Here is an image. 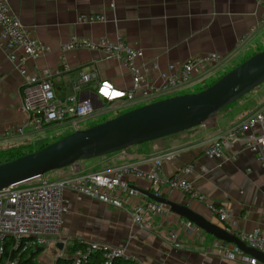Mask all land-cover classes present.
Segmentation results:
<instances>
[{
    "label": "crops",
    "instance_id": "1",
    "mask_svg": "<svg viewBox=\"0 0 264 264\" xmlns=\"http://www.w3.org/2000/svg\"><path fill=\"white\" fill-rule=\"evenodd\" d=\"M112 1L115 2L114 8L110 7ZM9 2L22 23L33 29L38 39L49 45L50 50L38 59L28 62V75L24 77L17 65L7 56L0 26V148L45 136L31 132L25 137L5 136L7 130L14 129L28 120L29 113L24 110L28 101L35 104L41 101L39 82L30 84L28 79L41 78L44 70L50 69L54 74L58 100L70 97L74 93V85L79 82L80 99H91L98 110L106 107L112 100L120 98L122 92L131 86L132 77L127 66L104 51L76 49L66 53L64 61L60 45L72 37H88L95 40L101 37H110L113 40L125 37L134 47L143 49L142 62L149 69L150 77L156 81L160 71L169 63L183 62L194 55L207 52H217L229 57L231 62L223 68L225 69L232 62L240 60L254 44L264 41V25L260 24L263 7L257 0ZM93 12H104L107 19L79 20L82 13ZM253 26L258 29L254 39L244 48H238V37ZM154 65H158V68ZM58 71L60 73H57ZM83 73H95L97 79L80 82ZM199 76V73H195L194 84L200 81ZM263 108L264 84L220 111L207 125L172 137L135 145L124 152L85 163L81 161L82 171L109 170L122 164H134L141 169H150L157 156L172 153L173 159L164 162V171L174 176L184 167L192 165L193 169L188 177L194 181L204 199H192L178 190L168 188L164 189V197L188 204L195 211L220 225L228 226L236 233L254 230L264 233V154L260 156L247 150L243 151L240 145L225 150L228 156L225 161L209 158L204 153V147L208 143L225 133L233 124L244 121ZM97 119L99 117L87 121ZM66 129L69 128H59L55 133L46 135H59V132ZM69 171V167L62 169L59 176L67 175ZM131 185L149 189L148 181L138 178L131 179ZM66 194L72 201V212L66 217L62 227L63 233L80 231L84 236L93 235L103 240L108 238L113 240L111 243L126 246L130 255L135 256L142 264H187L188 260H184V255L189 253L196 259H204L201 264L214 257L218 258L207 253L206 247L213 238L210 239L203 230L194 236L181 233L176 241H172L168 234L169 226L157 217H145L144 224L140 227L134 223L132 215L126 210L113 208L95 199L78 195L72 190ZM210 204L225 207L230 213L229 221L222 222L218 213L210 208ZM86 223L93 224L91 230ZM200 250L202 252H198ZM65 255L64 252L60 256ZM225 262L243 263L228 260Z\"/></svg>",
    "mask_w": 264,
    "mask_h": 264
},
{
    "label": "built area",
    "instance_id": "2",
    "mask_svg": "<svg viewBox=\"0 0 264 264\" xmlns=\"http://www.w3.org/2000/svg\"><path fill=\"white\" fill-rule=\"evenodd\" d=\"M263 7L260 24L264 25V0H257ZM115 7V2L110 3ZM104 12L82 13L80 21L101 20ZM0 26L5 39V51L9 60L17 65L20 74L28 75L27 64L38 59L50 50L49 45L41 42L33 29L26 27L11 8L9 0H0ZM257 26L251 27L237 39L238 48H244L254 39ZM76 49L104 51L108 56L122 61L128 68L132 83L106 107L96 109L91 99H80L79 82L74 85V93L66 100H58L55 93L54 74L50 69L42 72V77L28 79L31 84L39 82L42 91L41 101L37 104L27 102L24 110L29 113L26 122L5 132L6 137H25L29 132L46 135L55 133L59 128L68 127L71 131L80 128L87 120L109 117L163 98L186 92L190 87L199 85L227 66L231 61L217 52L197 54L188 60L171 62L160 71L158 81L149 75V69L142 62L143 49L134 47L125 37L116 40L101 37L98 40L88 37H72L61 43L60 50L65 54ZM158 68V65H154ZM57 73H60L59 71ZM199 73L200 81L194 84V75ZM41 79V81H38ZM95 73H83L80 82L94 81ZM182 93V92H181ZM240 145L243 151L262 156L264 154V108L248 116L244 121L229 127L225 133L208 143L204 153L209 158L225 161L226 149ZM122 150L121 152L126 151ZM172 153L157 156L150 169H141L134 164H122L109 170L83 172L81 161L69 166L67 175L49 178L48 174L38 175L29 180L15 183L0 190V264H18L19 258L5 255L8 248L15 251H28L38 247H48L61 242L62 227L66 217L72 212V201L67 191L95 199L116 209L128 211L136 225L142 227L145 217L161 219L169 226V236L176 241L181 233L194 236L202 229L194 222L173 212L163 203L155 201L131 186V179L148 181L149 188L157 196H163L164 189L178 190L192 199L203 200L194 181L188 176L193 167L188 165L174 176L164 171L166 160L173 159ZM218 213V218L229 221L230 213L225 207L210 204ZM175 217V219H173ZM226 226V225H225ZM231 230L228 226H226ZM232 231V230H231ZM239 238L249 247L264 252V233L259 230L237 232ZM81 247L72 254L73 264H89L93 255L100 252V264H115L117 259L132 260L124 245L101 241H90L78 237ZM207 253L222 260L242 261L246 264H264L256 257L244 253L236 245L213 238L206 247Z\"/></svg>",
    "mask_w": 264,
    "mask_h": 264
},
{
    "label": "water",
    "instance_id": "3",
    "mask_svg": "<svg viewBox=\"0 0 264 264\" xmlns=\"http://www.w3.org/2000/svg\"><path fill=\"white\" fill-rule=\"evenodd\" d=\"M264 84V49L255 53L213 84L130 109L88 128L75 130L49 145L0 163V190L35 176L67 168L81 160L104 157L135 145L207 125L220 111ZM133 188L194 222L205 233L236 245L264 263V252L247 246L229 230L188 204L157 196L152 189ZM59 249L64 243L58 242Z\"/></svg>",
    "mask_w": 264,
    "mask_h": 264
},
{
    "label": "trees",
    "instance_id": "4",
    "mask_svg": "<svg viewBox=\"0 0 264 264\" xmlns=\"http://www.w3.org/2000/svg\"><path fill=\"white\" fill-rule=\"evenodd\" d=\"M263 49H264V47H262V46H260L258 48L257 47L249 48V50L240 58V60H238L237 63H235L233 66H230L229 68H227L225 70V72H223L220 76L211 80V82H209V83L207 82L205 86H203L202 88H200L197 91H200L204 88H207L208 86L213 84L215 81H217L219 78H221L224 74H226L228 71L232 70L234 67H236L237 65H239L240 63H242L243 61H245L246 59L250 58L252 55H254L255 53H257ZM207 81H209V79ZM194 92H196V91H194ZM233 104H231V105H233ZM117 115H119V114H116L115 116H117ZM115 116H111V117H115ZM107 118H110V117H107ZM107 118H105L104 120H107ZM98 123H100V122H98ZM95 124H97V123H95ZM95 124H92V125H95ZM69 133H71V132L65 133V135H63V136H66ZM174 135H176V134H174ZM172 136L173 135H170L167 137H172ZM163 138H166V137H163ZM54 141H56V140L52 139L51 136H47V135L37 136L31 140H26V141L20 142V143L15 144V145L1 147L0 148V157L1 156H7L6 161H9V160H12V159L20 156V155L39 150V149L49 145L50 143H52ZM111 154H114V153H111ZM111 154H109V155H111ZM6 161H4V162H6ZM64 169H66V168H64ZM58 170L60 171L62 169H58ZM207 236L210 237V239L214 238L208 234H207ZM69 244L70 245L67 246V248L65 249L66 255L65 256H59L56 260V264H73L72 254H74L75 251L81 247V243L78 242V238H74V239H72V241ZM45 249L46 248H44V247H38L36 249H31V250L22 252L20 250L15 251L14 249H12V247H10L6 251L5 255H7V256L10 255L13 257L17 256L19 258L18 264H41L38 262V257L45 251ZM101 260H102V255L100 254V252H98V253L93 255V261L90 262L89 264H100ZM115 264H138V263L136 261H132V260L117 259L115 261Z\"/></svg>",
    "mask_w": 264,
    "mask_h": 264
},
{
    "label": "rangeland",
    "instance_id": "5",
    "mask_svg": "<svg viewBox=\"0 0 264 264\" xmlns=\"http://www.w3.org/2000/svg\"><path fill=\"white\" fill-rule=\"evenodd\" d=\"M260 46H262V47H264V41H261L260 43H256V44H254V47H260ZM253 47V48H254ZM238 61H236V62H232L228 67H226L225 69H222V70H220V71H218L216 74H214L210 79H209V81H207L208 83L209 82H211V80H213V79H215L216 77H218V76H220L223 72H225V70L227 69V68H229L230 66H233L235 63H237ZM206 81L205 82H203V83H201V84H199V85H195V86H192V87H190L189 89H188V91L189 92H194V91H197V90H199L200 88H202L203 86H205L206 85V83H207ZM182 93H185V92H183V91H181ZM180 92V94H182ZM132 109V108H131ZM128 110H130V109H126L125 111H121V112H119V113H111V114H109L108 116L110 117V118H112L111 116H115L116 114H121V113H123V112H126V111H128ZM106 117H104V118H99V119H97V121H87V122H85L84 124H81L80 125V128H88V127H90L92 124H95V123H98V122H101V121H104V119H105ZM107 119H109V118H107ZM68 132H72L71 131V129H66L65 131H63V132H59L60 134L58 135V134H53V135H51V137H52V139H55V140H57L58 138H60V137H62L63 135H65V133H68ZM99 157H96V158H92V159H88V160H81V161H83L84 163L85 162H87V161H89V160H95V159H98ZM7 160V156H1L0 157V163L1 162H4V161H6ZM59 170H54V171H51V172H48V177L49 178H57V177H59ZM86 225L88 226V229L89 230H91V227L93 226V224L92 223H86ZM65 231V230H64ZM105 232V231H104ZM107 232H108V229H107ZM107 232H105V233H107ZM80 235V236H79ZM85 234H82L80 231H75V232H73V233H71V234H67V232L65 231L64 233H63V231H62V234H61V242H63L64 243V249L63 250H61V249H59V247L57 246V244L58 243H55V244H52V245H50V246H48V247H46V249H45V251L38 257V262L39 263H41V264H56L55 263V260H56V258H57V256H60V255H62L64 252H65V249L67 248V246H69L70 244V242L72 241V238H77V237H82V238H84V239H87V240H90V241H101V242H107V243H111V241H113V240H111L110 241V239H108V238H104V240H103V238H101V237H94L93 235H86V236H84ZM105 239H108V240H105ZM112 244H114V243H112ZM123 245V244H122ZM197 252V251H196ZM198 252H202L201 250L200 251H198ZM184 256H186L185 258H184V260H188V262H187V264H201L202 262H204V259H196V257L194 256H191L190 255V253L189 254H186V255H184ZM190 256V257H189ZM134 258H135V260L134 261H136L138 264H142V262L139 260V259H137L135 256H133ZM181 259H183L182 257H181ZM209 259H211V258H209ZM184 260H182V261H184ZM202 261V262H201ZM205 264H227L226 262H225V260H222V259H218V258H212V260H210V261H207L206 260V262H205ZM241 264H243V263H241Z\"/></svg>",
    "mask_w": 264,
    "mask_h": 264
},
{
    "label": "snow or ice",
    "instance_id": "6",
    "mask_svg": "<svg viewBox=\"0 0 264 264\" xmlns=\"http://www.w3.org/2000/svg\"><path fill=\"white\" fill-rule=\"evenodd\" d=\"M105 94H108L107 92H105ZM113 95H119V93H113Z\"/></svg>",
    "mask_w": 264,
    "mask_h": 264
}]
</instances>
